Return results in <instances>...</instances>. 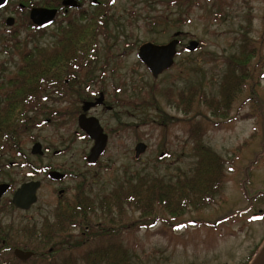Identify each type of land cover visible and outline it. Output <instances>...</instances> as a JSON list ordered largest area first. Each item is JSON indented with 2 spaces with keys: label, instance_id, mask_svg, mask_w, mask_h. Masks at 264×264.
Instances as JSON below:
<instances>
[{
  "label": "rangeland",
  "instance_id": "1",
  "mask_svg": "<svg viewBox=\"0 0 264 264\" xmlns=\"http://www.w3.org/2000/svg\"><path fill=\"white\" fill-rule=\"evenodd\" d=\"M129 10L137 12L134 19H130ZM112 14L121 24V37L115 36L116 53L126 50L127 41L136 47H130L132 53L127 50L126 57L120 59L119 74L109 71L105 88L110 91L112 84L122 85L124 92L128 88L127 95L138 97L141 103L99 112L109 129V144L95 165L85 160L93 142L77 132L76 115L52 118L20 135L19 164L10 173L4 170L2 178L8 181L13 174L14 189L31 178L42 185L37 191L38 202L29 210L9 206L12 193L3 199L2 223L11 248L33 250L35 246L38 255L29 264H46L40 255L48 247L55 255L49 264H94L99 253L116 249L118 254L125 252L127 264H252L255 253L264 246V216L253 217L259 210L264 212V0H118ZM16 27L17 32L11 34V28L0 20L3 79L17 72L29 51L57 46L63 35L58 25L41 32ZM176 31H181L176 64L154 78L138 61V48L145 41L166 42ZM244 35L252 38L256 54L246 71L235 68L234 78L228 59L242 52ZM192 40L200 42V47L187 52L185 47ZM250 75L255 77L252 88L240 87L237 79ZM128 77L131 84H121L122 78L127 84ZM80 95L71 94L62 104L79 109ZM58 101L50 102L56 110L62 108L61 99ZM35 141L52 151L32 154ZM140 142L146 143L147 149L137 159ZM198 144L226 160L222 195L212 206L186 210L176 217L161 211L162 218L155 223L129 206L122 222L128 227L112 239L99 235L98 225L102 229L109 225L101 216L103 195L129 181L157 185L162 191L171 189L192 176ZM54 150H62V154L54 155ZM44 166L66 173L67 179L53 182L45 174L30 176L29 172ZM66 187L70 189L60 197L59 190ZM79 202L92 204L88 215L95 226L89 235L83 234L85 228L80 223L73 224L65 237L46 246L39 238L44 240L61 211L68 212Z\"/></svg>",
  "mask_w": 264,
  "mask_h": 264
},
{
  "label": "flooded vegetation",
  "instance_id": "2",
  "mask_svg": "<svg viewBox=\"0 0 264 264\" xmlns=\"http://www.w3.org/2000/svg\"><path fill=\"white\" fill-rule=\"evenodd\" d=\"M1 1L2 0H0V20L3 25L11 28V34L17 32L15 29H18V27L14 28L17 25H22L24 28L31 29L35 32H41L44 29H50L58 25L63 32V35L58 39L57 46L42 50L38 48L36 53H34L33 50L29 51L24 57L25 62L18 68L15 74L5 79H3V75H0V185H8L6 192L0 196V264H18L14 259L15 256L10 254V252L13 253L16 247L11 249L13 245L9 241L8 233L5 232L3 228V199L9 193H12L8 205L23 211L29 210L38 202L37 199L36 203L29 209L17 207L13 203V198L19 187L13 188L11 182V180L13 181V174L9 176L10 180L8 181L2 178L4 170L10 173V171L15 169L19 164L16 153L19 151L20 135L27 132L26 130L33 125L42 126L46 123H50L52 118L61 117L65 119L67 116L76 115L79 129L77 132L81 131L83 137L89 138L94 146L95 140L91 139L80 125L81 117L97 118L104 132L109 137V129L107 131V127L100 120L99 112H114V110L125 107V105L128 104L138 107L141 101H138V97L127 95L129 90L126 88L124 92L122 85L114 83L112 84L114 89L108 91L104 84L107 80L106 77L110 74L109 71L112 72V75L118 73V70L121 68L120 59L126 57L127 50L130 51L132 49L130 47H136V43L127 41L125 42L126 50L121 54L116 53L115 47L118 41H116L115 36L121 37L119 31L121 24L120 20L113 16L112 11L118 0ZM136 1L137 0H130V2ZM35 9L55 10V14L46 24L38 25L32 19V12ZM48 13L49 15L51 14V12ZM136 14L137 12L133 13L129 10L130 19H134ZM177 32L179 31L174 32L173 37L166 42L158 43L156 41H145L139 46L138 52L136 53L139 59L138 61L143 64L151 74L152 72L149 67L139 56L140 47L146 42L166 44L176 38ZM124 39L128 40L127 38ZM180 45L178 46V52L174 58V64L163 73L171 70L176 64ZM186 47L185 50L187 51ZM130 52L132 53V51ZM36 56L37 58H35ZM129 78L130 77H128V79ZM123 81L124 85L131 84V79H129L127 84L125 78H122L121 84H123ZM133 89H136L134 84ZM151 91H154V89ZM74 93H76V95L81 94L78 97V99H80V104L82 103L79 109L78 106L75 107L73 104H68L66 101V103L62 104L63 99ZM60 99L62 108L56 110L52 107V103L60 102L58 101ZM46 113L49 114V118L47 119ZM40 118L41 120H38ZM35 143L36 141L34 144ZM42 146L43 153L37 155H44L52 151L51 147L45 146L44 148L43 144ZM48 148L50 149L47 150ZM60 154H62V150L57 155ZM86 158L87 156L85 160ZM136 158L138 159V157ZM25 162H27V160H25ZM28 163L30 164V162ZM55 170L57 169L44 166L35 168V170L29 172V174L33 177H35L36 173L45 174V178H49V180L53 182H64L68 175L60 170L57 171L64 173V177L54 179L50 176V171ZM33 181L40 182V189L42 181L36 178H31V180L22 184ZM69 189V187L60 189V197ZM259 214L264 215V212L259 210ZM72 226L73 225H70L69 227ZM83 234L89 235V228L87 226L85 230H83ZM44 240H46V246H48L53 243L55 239ZM4 247L6 249H4ZM48 248L49 249L45 253H41L40 255L42 260H46V264H49L51 258L55 256L49 253L53 251L52 248ZM33 251L35 255L32 258H35L38 252L37 250Z\"/></svg>",
  "mask_w": 264,
  "mask_h": 264
},
{
  "label": "trees",
  "instance_id": "3",
  "mask_svg": "<svg viewBox=\"0 0 264 264\" xmlns=\"http://www.w3.org/2000/svg\"><path fill=\"white\" fill-rule=\"evenodd\" d=\"M241 41L242 54L240 53L228 59V63L231 66V74L235 72V68L243 69L244 67L245 69V67H249L252 57L256 54V47L253 45L252 38L244 35ZM232 77L235 78V74H232ZM232 77L230 78L233 80ZM254 78L253 75H250L248 78H239L237 80L241 82L240 87L252 88L254 84L251 85V81ZM199 135L204 136L203 131H200ZM195 149L198 153V158L192 176L186 178V180L176 182L171 189L162 191L161 187L157 185H144L129 181L115 188L111 194L103 195L100 199L101 216L106 219L109 225H105V229L98 225L99 235L112 239L115 238V235L120 234L125 226L128 227V224L125 225L122 222L129 206L140 210V215L144 218L152 217L153 223L162 218L163 212H169L171 216L176 217L183 214L186 210L201 211L212 206L216 199L222 195L221 190L226 177V160L209 148L202 146V144H198ZM76 205L68 212L61 211L59 213L54 222L50 224V232L46 234L44 239L62 238L65 233L71 230L69 226L73 224L77 225L80 223L84 228L87 226L89 231L92 230L95 225L92 218L88 215L92 204L79 202ZM161 211L163 212L161 213ZM40 240L46 243V240L42 238ZM4 249L6 248L4 247ZM33 250H35V246H33ZM98 255L100 258L94 264H127L125 260L128 258H125L126 254L123 250L119 254L116 249L113 252L106 251ZM88 257L91 258V253ZM120 257L123 259H120ZM14 259L18 264H28L30 261L23 262L17 258ZM68 264L78 263L73 261L68 262Z\"/></svg>",
  "mask_w": 264,
  "mask_h": 264
},
{
  "label": "water",
  "instance_id": "4",
  "mask_svg": "<svg viewBox=\"0 0 264 264\" xmlns=\"http://www.w3.org/2000/svg\"><path fill=\"white\" fill-rule=\"evenodd\" d=\"M2 0L1 2H3ZM48 12H51L49 15ZM55 14L54 11L47 9H35L32 12L33 21L42 25L47 23ZM181 31L176 33V38L166 44H156L153 42H146L140 47L139 56L149 67L154 77H158L166 69H169L174 64V58L177 54V47L180 43L179 38ZM200 43L197 40H192L186 47L188 51H196ZM81 127L87 132L89 137L95 140L94 146L91 148L87 161L91 164L96 163L102 153L105 151L108 144V135L104 132L99 120L95 117H81ZM147 149V144L140 142L136 146V157H139ZM49 150V148H48ZM33 154L43 153V147L40 142L34 144L32 148ZM60 150L54 151V154H59ZM164 154H162L163 156ZM50 176L54 179H60L64 177V173L59 171H51ZM40 186L39 181H33L22 184L21 187L16 191L13 203L21 209H29L37 201V190ZM8 188L7 184L0 185V196L6 192ZM14 254L21 260L30 259L35 253L32 250H24L21 248H15ZM253 264H264V247L254 260Z\"/></svg>",
  "mask_w": 264,
  "mask_h": 264
}]
</instances>
